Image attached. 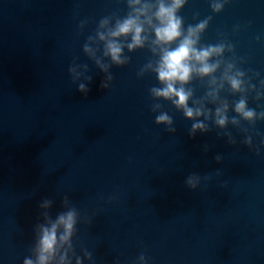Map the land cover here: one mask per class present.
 Listing matches in <instances>:
<instances>
[{
    "label": "water",
    "instance_id": "95a60500",
    "mask_svg": "<svg viewBox=\"0 0 264 264\" xmlns=\"http://www.w3.org/2000/svg\"><path fill=\"white\" fill-rule=\"evenodd\" d=\"M210 3L188 0L179 13L184 27L211 16L201 43L231 42L259 88L264 0H229L220 13ZM113 12L126 14L124 0H0V264H23L39 202L53 199L55 217L65 194L82 218H92L77 225L73 243L96 264H138L141 253L147 264H264V120L254 129L242 121L252 148L232 125L234 145L214 126L189 136L192 121L165 101L176 131L156 125L149 89L158 81L137 76L152 58L147 49L126 53L130 63L113 66L110 87L101 88L103 73L82 46ZM73 58L89 65L86 96L71 82ZM190 86L197 98L204 94L200 81ZM254 96L249 108L264 111V99ZM193 173L201 176L195 190L185 184Z\"/></svg>",
    "mask_w": 264,
    "mask_h": 264
},
{
    "label": "clouds",
    "instance_id": "9594fccd",
    "mask_svg": "<svg viewBox=\"0 0 264 264\" xmlns=\"http://www.w3.org/2000/svg\"><path fill=\"white\" fill-rule=\"evenodd\" d=\"M127 7L125 15L118 12L102 17L94 30L88 35L82 46L83 54L101 73L103 79L100 87L108 89L114 79L111 69L124 67L130 63L131 57L126 53H134L147 49L150 59L137 73L143 77L152 73L159 86L149 89L153 100L151 110L157 113L155 124L163 125L166 131L174 133V120L164 104L169 102L177 111L182 112L186 120L192 121L189 136L197 133L205 134L213 130V126L221 131L218 137H227L229 144H235L232 133L227 131L232 125L245 133L243 143L253 147V139L249 128L242 126V121L254 129L258 120H264V111L257 112L249 108V96L255 93L254 99H264V80L260 87L252 83L253 77L242 70L238 64L242 61L235 57L234 45L222 39L216 44H203L201 38L207 30L211 16L196 24L184 27V18L180 11L188 0H124ZM229 0H211L210 7L214 13L223 11ZM87 20L80 21L78 35L83 33ZM225 53H232V58L226 59ZM73 58L68 67L72 84L85 96L90 92L89 84L93 77L89 75L87 63H78ZM253 76H259L254 73ZM200 81L205 88L204 94L195 96V89L190 85ZM227 92L239 96L238 100L229 101L221 93ZM191 105V106H190ZM211 105V107H210ZM235 115L230 116L229 113ZM264 145V139L261 140ZM207 151V146H205ZM259 154V149H256ZM217 155L215 160L221 161ZM201 182L198 174L189 175L185 184L190 189H197ZM54 200L42 199L39 204V217L33 227L34 242L30 255L26 256L23 264H96L93 253L82 248L83 255H77L73 238L77 234V225L84 220L92 224L91 217H81L79 210L72 204L67 194L62 196V211L51 214ZM138 264H147L143 253L137 258ZM118 264V261H113Z\"/></svg>",
    "mask_w": 264,
    "mask_h": 264
}]
</instances>
